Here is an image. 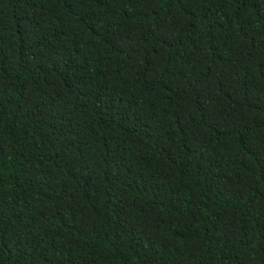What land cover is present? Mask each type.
<instances>
[{
	"label": "trees",
	"instance_id": "16d2710c",
	"mask_svg": "<svg viewBox=\"0 0 264 264\" xmlns=\"http://www.w3.org/2000/svg\"><path fill=\"white\" fill-rule=\"evenodd\" d=\"M0 264H264V0H0Z\"/></svg>",
	"mask_w": 264,
	"mask_h": 264
}]
</instances>
